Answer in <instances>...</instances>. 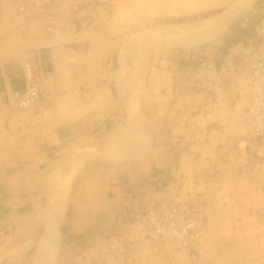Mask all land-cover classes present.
I'll return each mask as SVG.
<instances>
[{
	"label": "crops",
	"instance_id": "crops-1",
	"mask_svg": "<svg viewBox=\"0 0 264 264\" xmlns=\"http://www.w3.org/2000/svg\"><path fill=\"white\" fill-rule=\"evenodd\" d=\"M140 1L0 0V264H19L24 241L36 237L52 163L81 154L88 139L128 112L107 65L127 31L124 16L138 13ZM234 1L144 0L140 13L189 16ZM252 32L233 44L221 39L226 47L209 65L207 91L199 92L198 83L188 103L168 89L172 79L166 73L148 77L141 102L148 136L139 160L108 169L96 159L79 169L60 220L65 243L86 240L97 249L107 235L118 234L130 249L113 264L191 263L189 250L179 261L181 250L135 244L144 245L139 226L145 212L192 198L206 219L207 237L194 264H258L264 255V163L254 171L248 150L235 142L250 125L249 65L264 54V16ZM25 63L52 93L51 100L23 110L15 100L26 88Z\"/></svg>",
	"mask_w": 264,
	"mask_h": 264
},
{
	"label": "rangeland",
	"instance_id": "rangeland-1",
	"mask_svg": "<svg viewBox=\"0 0 264 264\" xmlns=\"http://www.w3.org/2000/svg\"><path fill=\"white\" fill-rule=\"evenodd\" d=\"M260 2L261 0H252V2H250L251 5L248 4V7H245L244 9H239L234 13L227 27L220 35H218L213 39L194 45L181 44V42H178V38L172 39V35L168 36L166 33L164 34L163 33L164 31L162 32V30L174 24L191 22L209 15H214L217 12L224 10L226 7L214 8L212 10L200 11L198 13L189 16H178V17L153 16V15H150L149 17V15L146 16L141 15L140 12H142L141 11L142 9L139 11V8L136 7L138 13L133 15L130 14L125 15L124 18L125 17L127 18V31L124 33V35H121L122 41L112 52L111 62H109L107 67H109L108 70L113 74L111 86L113 88L114 93L116 94V97L119 98V102L122 100L124 105L127 106L125 102V98L127 97H125V95L127 94L126 92L129 91L131 92V90H134L133 92L134 95L138 97L139 105H137L136 107L137 113H135V115L138 116V118H136V123L138 122L137 119H139L142 122V126H143V116L141 113L142 95L146 92V89L149 87L148 77L153 76L155 73L162 72V73H166L168 77H171L172 80H170V85L168 86V89H173L174 91H177L178 93L182 94L183 96L181 95L180 98L184 99L183 101L184 103H188L187 101H189L190 90L191 89L196 90V88L198 87L197 85L198 83L201 85L198 87L199 88L198 91L202 93L203 90V92L205 93L207 91L206 82L208 78L213 74V71L212 72L209 71L211 70V66L209 65L211 64V62L213 63L215 62V60H218L219 56L222 55L226 47L225 44L227 45L231 43L233 44L237 42V40H239L240 38H246V37L249 38L252 36L253 33L252 31L254 29V26H256L259 20L262 18V16H264V8H261ZM247 22H249V24L246 26ZM230 24L235 25L232 28L234 29V32L230 36L224 35L225 33H227V29L229 28ZM157 34L159 35L157 36ZM224 37H228V38L224 39ZM221 39L225 42V44L223 41L221 42ZM219 42H221V44H219ZM131 117L132 115L129 112H127L125 116L119 119L117 125H115L112 128L108 127L106 131H103L102 135L99 136L97 139L90 138L87 140L82 150L91 149L92 152L89 154L87 153L88 157L84 158L81 164H79L76 167L74 171V176L71 182L69 183V185L67 186L68 189L67 187H64V189L60 188V186L58 185V182L62 181V178H60L61 177L60 172L57 173L59 178H57L52 171L46 178H44L46 187L43 191V201L45 203L46 200V207L43 209L42 214L40 215L41 223L39 225L40 227L38 233L36 234V237H32L24 241L23 243V247H25L23 250L26 253L23 255V260L19 262V264L34 263L33 254L36 249V243L39 240L42 233L44 232L46 210L49 209L48 206H50V204L52 203H60V204L67 203L69 195L72 192L74 186V181L77 179L79 169H81L83 165H85L86 163L91 164L94 162V160L98 159L96 162L99 164L101 163L104 164L108 169L112 167L123 168L126 167L127 163L139 160V157L145 146L144 143L142 142L141 139L142 137L135 138L136 142L132 141L131 139L130 145L128 146L125 140L126 138L123 137V133L125 131L126 125H129L130 122L132 121ZM248 132L249 130L247 131V133ZM247 133L243 135V137H245ZM147 136H148L147 131H145L146 139ZM247 139H249V137ZM238 140L241 139L239 138ZM137 142L140 143L141 146H138ZM242 144H244V146ZM241 145L235 143L237 149L243 148L248 150L252 169L254 168L255 165L264 163L263 161L264 144L254 143L248 140V142L241 143ZM100 153H102V156ZM97 154H99L100 156ZM79 155L78 152H75L74 155H65V156L62 155L61 157H59L60 160L56 159L54 161L55 166L61 167V171L64 172L66 168L62 167V163H61L63 157L68 156V159L70 161H73V159H75L73 163H76L79 157H81V154ZM124 156L125 158H123ZM112 157H114V159ZM66 167L68 168V166ZM51 196L53 197H52V201L50 202ZM193 203L194 202L192 201L185 203L186 206H183L181 208L182 209L181 213L186 214L188 216L192 215L193 219L195 220L194 221L195 224L198 223L199 226L204 227L206 219H204L203 217L202 210L196 209ZM199 206L200 207L202 206V202L199 203ZM157 208L159 207L150 208L147 212L144 213L145 214L144 218L147 217L149 211L150 212L155 211L157 210ZM144 218L142 221H140V226H139L140 228L139 231L141 232L139 237L143 240L144 245L135 244L136 246H140L141 248L144 247L154 248L156 246L155 248L164 247L168 249L173 248V250L174 249L182 250L181 248H179L180 246L176 247L174 245L172 248H170L169 246L168 247L166 245L164 246V244L161 245L154 242L152 240V236L149 235V233L145 232ZM146 227L148 228V225ZM58 228L60 231V243H59L58 251L53 259V264H113L114 263L113 260L115 259V256H125L130 249V245L127 239L125 245L127 248L126 252L127 250L128 252L123 253L124 255L121 253L109 254V252H105L101 250L100 249L101 247L97 249L92 248V244H88L86 240H82V241L77 240L74 241L73 244L65 243V241L63 240V229L61 223H59ZM204 232H205V227H204ZM114 237H117L118 238L117 240L121 242L123 241L122 236L118 234H109L104 239H102L103 241H101L100 246H102V249H104L105 244L107 242H110L111 241L110 239H113ZM76 242L79 245L78 244L76 245ZM135 242H138V239L135 240ZM27 243L30 245L29 247L24 246ZM186 251L188 252V250ZM189 251H191V257H192L190 259L191 263L186 261V263H179V264H194L196 258L197 259L199 258L198 255L201 254L197 250L195 251L190 249ZM193 253H195V255H193ZM15 257L20 258V256H15ZM183 259L184 260H180L179 258L178 260L185 261V255ZM40 264H42V262H40ZM258 264H264V255H258Z\"/></svg>",
	"mask_w": 264,
	"mask_h": 264
},
{
	"label": "bare ground",
	"instance_id": "bare-ground-1",
	"mask_svg": "<svg viewBox=\"0 0 264 264\" xmlns=\"http://www.w3.org/2000/svg\"><path fill=\"white\" fill-rule=\"evenodd\" d=\"M144 1V0H143ZM143 1L137 2L136 6L139 7V11L143 8H140V6H143ZM21 2V1H20ZM74 2V0H73ZM250 2H252V0H237L236 3L234 1V3H232L229 7L225 8L222 11L217 12L214 15H209L206 17H203L201 19L198 20H194L191 22H186V23H178V24H174L171 25L167 28H164V30H162V32L165 34L172 35V39L173 38H178V42H181V44H188V45H194V44H200L204 41L213 39L215 37H217L218 35H220L225 28L227 27L228 23L230 22V20L232 19V16L234 15V13L239 10V9H244L245 7H248V4H250ZM20 4V3H19ZM96 5V4H94ZM251 5V4H250ZM22 6V5H20ZM97 7V6H96ZM250 7V6H249ZM136 8V7H135ZM129 10V9H128ZM127 10V11H128ZM138 11V10H137ZM142 11V10H141ZM124 12V11H123ZM128 13V12H127ZM148 14V13H147ZM238 14V13H237ZM146 16V15H145ZM150 17V14H149ZM137 18V16H136ZM135 18V20H136ZM122 19V18H121ZM93 26V25H92ZM165 26V25H162ZM86 28V27H85ZM52 29V28H51ZM55 29V28H53ZM92 29V28H90ZM144 29V28H143ZM154 29V28H153ZM145 30V29H144ZM55 31V30H53ZM58 31V30H57ZM148 31V30H147ZM151 31V30H149ZM137 32V31H136ZM144 32V31H143ZM68 33V32H67ZM161 33V32H160ZM61 34V33H60ZM144 34V33H143ZM150 34V33H149ZM152 34V33H151ZM156 34V32H155ZM53 35V34H52ZM55 35V32H54ZM59 35V34H58ZM64 35V34H63ZM66 35V34H65ZM131 35V34H130ZM142 35V34H141ZM159 34H157L158 36ZM68 36V35H67ZM167 36V38H168ZM70 37V36H69ZM127 37V36H126ZM137 37V36H136ZM166 37V35H165ZM162 38V37H161ZM61 38H59L60 40ZM66 39V38H65ZM63 41H66V40ZM68 41V40H67ZM175 41V40H174ZM50 42V41H49ZM57 42V41H56ZM53 43V42H52ZM62 43V42H61ZM48 44V43H47ZM58 44V43H57ZM55 45V44H54ZM183 46V45H182ZM264 55V54H263ZM121 57V55H120ZM123 57V55H122ZM123 61V60H122ZM23 65V64H22ZM118 71V70H117ZM125 72V71H124ZM117 73V72H116ZM124 74V73H123ZM132 74V73H131ZM157 76L158 74L155 73ZM160 74V73H159ZM152 75V74H151ZM165 75V74H164ZM119 76V75H118ZM155 76V75H154ZM162 76V75H161ZM159 76V77H161ZM152 77V76H151ZM122 78V77H121ZM124 78V77H123ZM153 78V77H152ZM118 79V78H117ZM162 79V78H161ZM249 73H248V83H249ZM130 80V79H129ZM154 80V79H153ZM157 80V79H156ZM118 81V80H117ZM122 81V80H120ZM125 81V80H124ZM160 81V80H159ZM130 82V81H129ZM122 83V82H121ZM120 84V82H119ZM123 84V83H122ZM131 85V84H130ZM141 85V84H140ZM43 86V85H42ZM121 86V85H120ZM125 86V85H124ZM248 86V85H247ZM126 87V86H125ZM120 88V87H119ZM124 89V88H123ZM23 91V90H22ZM49 91V90H48ZM21 92V91H20ZM134 90H131V92H126L127 94L125 95V102L127 104V110L128 112L132 115V121L130 122L129 125H126L125 127V131L123 133V137H125L126 142H127V146L130 145L131 139L132 141H135V138H141L142 142L144 143V139H145V130L142 126V122L137 119V123H136V118H138V116L135 115V113H137L136 107L138 104V97L134 95ZM16 93V92H15ZM52 93V92H51ZM50 93V94H51ZM12 94V93H11ZM121 96V95H120ZM13 98V97H12ZM17 98V97H16ZM53 98V97H52ZM51 100V99H50ZM248 104V102H247ZM113 107V106H112ZM19 108V107H17ZM33 107H28V108H19V109H30ZM58 114V113H57ZM141 116V115H140ZM248 116V114H247ZM80 117V116H79ZM58 118V117H57ZM55 119V118H54ZM77 119V118H76ZM56 122V121H55ZM82 122V121H81ZM110 122V121H109ZM135 122V123H134ZM95 126V125H94ZM158 126V125H157ZM250 126V125H249ZM96 127V126H95ZM250 131V129H248ZM50 131V130H49ZM48 131V132H49ZM92 132V131H91ZM113 133V132H112ZM114 137V136H113ZM110 138V137H109ZM241 140L236 139V144L241 145V143H244L243 141V136L240 137ZM72 140V139H71ZM158 141V140H157ZM156 141V142H157ZM73 142V141H72ZM71 142V143H72ZM136 142V141H135ZM55 143V142H54ZM64 143V142H63ZM134 143V142H133ZM138 143V142H137ZM142 143V144H143ZM56 144V143H55ZM62 144V143H61ZM135 144V143H134ZM244 146V144H242ZM241 145V146H242ZM138 146H141L140 143H138ZM118 147V146H117ZM130 147V146H129ZM128 147V148H129ZM132 147V146H131ZM120 148V147H119ZM86 149V148H85ZM243 149V148H242ZM118 150V149H117ZM134 150V148H133ZM260 150V149H259ZM100 151V150H99ZM92 150L90 149H86L83 150L81 152V157H79L78 161L76 163H73L75 159H73V161H70L67 157H64L63 160L61 161L62 163V167H65L66 170L63 172L61 171V167L59 166H55V163L53 162L51 167V171L53 172V174H55V176L57 178H59L58 176V172H60V178H62V181L58 182V185L60 186V188L67 187L69 185V183L71 182L73 176H74V171L76 169V167L81 164V162L83 161L84 158L88 157V154L91 153ZM94 152V151H93ZM118 152V151H117ZM120 152V151H119ZM127 152V151H126ZM260 152V151H259ZM79 153V151H78ZM88 153V154H87ZM102 156V153H100ZM119 154V153H118ZM126 154V153H125ZM99 155V154H97ZM104 155V154H103ZM100 156V155H99ZM51 157V156H50ZM106 157V155H105ZM109 157V156H107ZM114 159V157H112ZM118 158V157H117ZM125 158V156L123 157ZM54 159V158H53ZM52 159V160H53ZM128 159V158H127ZM60 160V159H59ZM116 160V159H115ZM119 160V159H118ZM145 160V159H144ZM36 161V160H35ZM50 161V160H49ZM264 161V160H263ZM260 163V162H259ZM260 164H257L254 166L253 170H257L259 168ZM68 166V168L66 167ZM46 167V166H45ZM46 169V168H45ZM44 169V170H45ZM49 170V169H47ZM260 170V169H259ZM258 170V171H259ZM50 171V173H51ZM252 171V170H251ZM246 173V172H245ZM57 174V175H56ZM42 176V175H41ZM44 177V176H43ZM36 178V177H35ZM44 182V181H43ZM46 185V184H45ZM196 187V186H194ZM68 189V187H67ZM191 189V188H190ZM48 191V190H47ZM185 191V190H184ZM182 193V192H181ZM184 193V192H183ZM192 194V193H191ZM182 195V194H181ZM193 196V195H192ZM52 197H50V202L52 201ZM195 198V197H194ZM179 199V197H178ZM186 200V199H185ZM193 201V199L191 198L190 200L186 201L187 202H191ZM184 202L183 203H178V202H172L169 204H166L164 206H161L159 208H157L158 210L160 209H165L168 210L169 207H179L182 208L183 206H186ZM196 204V203H195ZM191 205V204H190ZM49 209L46 210V218H45V227H44V232L42 233V235L40 236L39 240L36 243V249L34 251L33 254V264H40V262H42V264H53V259L58 251L59 248V243H60V231H59V223L60 220L62 219V215H63V211L65 208V204H60V203H52L50 204V206H48ZM182 211V209H181ZM150 212V211H149ZM186 212V210H185ZM199 221V220H198ZM144 225H145V232L148 231L147 229V217L144 218ZM201 223V222H200ZM204 223V222H203ZM198 224V223H197ZM143 225V227H144ZM205 227V231H206V226ZM204 227H201L198 225L199 231L201 233L200 238H198V240H193L192 243L189 244H181V246L179 248H181V252L177 255V259H183L185 252H187L186 250H197L199 253H202L203 251V247H205L206 244V236H205V232H204ZM32 229V228H31ZM28 232V231H27ZM151 235V234H150ZM207 235V234H206ZM122 236V235H121ZM151 238V237H149ZM113 239H118L117 237H114ZM112 240V239H110ZM122 240L125 242H127L126 238L122 237ZM107 244V243H106ZM156 244V243H155ZM157 244H161L164 246L166 245L167 247L169 246L170 248H172L174 245L176 247H178V243L173 241L171 238H167L165 242H158ZM101 250L102 246H100ZM105 247V246H104ZM156 247V246H155ZM154 247V248H155ZM127 249V248H126ZM155 250V249H154ZM173 250V248H172ZM177 250V249H176ZM156 251V250H155ZM168 251V250H167ZM109 254L113 253L112 251H108ZM128 252V250H127ZM126 252V253H127ZM174 252V251H173ZM176 252V251H175ZM174 252V253H175ZM178 252V251H177ZM172 253V252H171ZM170 253V254H171ZM114 254V253H113ZM112 254V255H113ZM118 254V253H117ZM123 254V253H121ZM130 254V253H129ZM128 254V255H129ZM168 254V253H167ZM124 255V254H123ZM127 255V257H128ZM157 255V254H156ZM115 256V255H114ZM175 256V255H174ZM113 257V256H112ZM122 257V256H121ZM169 257V256H168ZM162 258V257H161ZM131 259V258H130ZM156 259V258H154ZM174 259V258H173ZM32 260V259H31ZM129 260V259H128ZM184 260V259H183ZM159 261V260H158ZM163 262V261H161ZM159 262V263H161ZM173 263V262H172ZM162 264V263H161Z\"/></svg>",
	"mask_w": 264,
	"mask_h": 264
},
{
	"label": "built area",
	"instance_id": "built-area-1",
	"mask_svg": "<svg viewBox=\"0 0 264 264\" xmlns=\"http://www.w3.org/2000/svg\"><path fill=\"white\" fill-rule=\"evenodd\" d=\"M26 88L17 95L15 106L19 108L36 107L50 99V93L43 89L37 79L35 67L25 63L22 69ZM249 83L247 86V114L250 118V131L243 141L264 144V55L254 59L249 65ZM249 137V139H247ZM264 149V148H263ZM264 157V151H263ZM264 160V159H263ZM169 207L168 210L160 209L149 212L147 225L149 235L156 243L165 242L167 238L181 244L192 243L200 238L198 224L192 215L181 213V208ZM105 252L125 253L126 245L123 241L112 239L105 244Z\"/></svg>",
	"mask_w": 264,
	"mask_h": 264
}]
</instances>
